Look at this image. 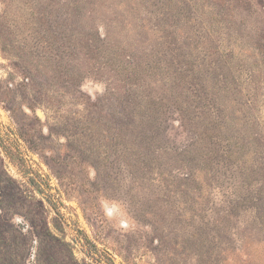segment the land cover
I'll use <instances>...</instances> for the list:
<instances>
[{
	"label": "rangeland",
	"instance_id": "rangeland-1",
	"mask_svg": "<svg viewBox=\"0 0 264 264\" xmlns=\"http://www.w3.org/2000/svg\"><path fill=\"white\" fill-rule=\"evenodd\" d=\"M0 264H264V0H0Z\"/></svg>",
	"mask_w": 264,
	"mask_h": 264
}]
</instances>
